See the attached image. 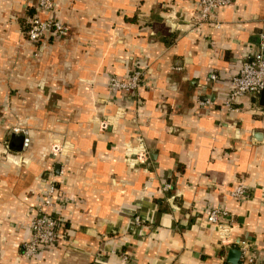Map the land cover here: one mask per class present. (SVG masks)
I'll return each instance as SVG.
<instances>
[{
  "label": "crops",
  "instance_id": "crops-1",
  "mask_svg": "<svg viewBox=\"0 0 264 264\" xmlns=\"http://www.w3.org/2000/svg\"><path fill=\"white\" fill-rule=\"evenodd\" d=\"M53 2L69 35L39 48L25 38L36 0H0V264H230V250L264 264V107H225L264 0H232L216 24L194 21L197 0ZM138 68L136 96L110 91ZM49 178L64 232L27 258Z\"/></svg>",
  "mask_w": 264,
  "mask_h": 264
},
{
  "label": "built area",
  "instance_id": "built-area-1",
  "mask_svg": "<svg viewBox=\"0 0 264 264\" xmlns=\"http://www.w3.org/2000/svg\"><path fill=\"white\" fill-rule=\"evenodd\" d=\"M232 0H197L195 22L198 24H216L215 16L217 10L231 5ZM55 9L53 0H36L35 14L27 22L28 29L25 31L26 41L34 46L42 47L47 44L48 38L65 39L69 35V27L65 22L57 20L50 13ZM46 15L47 18L42 16ZM143 72L136 69L123 80L112 78L110 80V91H121L137 95V89L142 83ZM215 76H211L214 80ZM264 89V33L260 35L258 52L247 61L243 62L237 74L230 81V88L225 107L231 109L236 99L242 96H252L259 98ZM104 126V125H103ZM24 139L22 147L27 148L30 139L26 130H21ZM7 148V146H6ZM145 151L141 149L138 156L145 157ZM170 184H165L163 190H169ZM59 190V182L53 178L48 179L45 191L41 194L40 201L35 209V215L31 220V237L23 245V255L27 258H33L40 250L54 248L60 242L66 221L56 212L59 204L55 198ZM249 193L243 184L230 192V196L238 201L244 200ZM226 214L218 209L207 210L205 218L211 224H219L220 219ZM140 220L135 219V225L138 226ZM243 246L244 242H237ZM241 264H256L253 257H249Z\"/></svg>",
  "mask_w": 264,
  "mask_h": 264
},
{
  "label": "water",
  "instance_id": "water-1",
  "mask_svg": "<svg viewBox=\"0 0 264 264\" xmlns=\"http://www.w3.org/2000/svg\"><path fill=\"white\" fill-rule=\"evenodd\" d=\"M259 105L261 107H264V89L262 90L260 97H259ZM20 149V148H17ZM240 251L238 250H230L228 252V261L230 264H238L239 259H240Z\"/></svg>",
  "mask_w": 264,
  "mask_h": 264
},
{
  "label": "trees",
  "instance_id": "trees-1",
  "mask_svg": "<svg viewBox=\"0 0 264 264\" xmlns=\"http://www.w3.org/2000/svg\"><path fill=\"white\" fill-rule=\"evenodd\" d=\"M28 29V26H27V28H25V31Z\"/></svg>",
  "mask_w": 264,
  "mask_h": 264
}]
</instances>
